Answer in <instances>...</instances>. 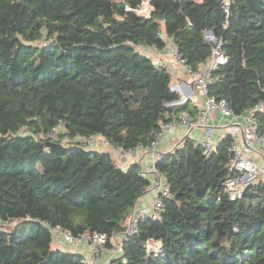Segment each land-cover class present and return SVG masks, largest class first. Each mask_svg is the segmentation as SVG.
<instances>
[{
    "label": "trees",
    "instance_id": "obj_1",
    "mask_svg": "<svg viewBox=\"0 0 264 264\" xmlns=\"http://www.w3.org/2000/svg\"><path fill=\"white\" fill-rule=\"evenodd\" d=\"M127 1L140 2L0 0V264H85L84 254L53 247L57 226L106 234L108 248L124 235L112 264H264V179L228 198L224 184L239 175L230 136L208 155L186 136L157 160L169 192L133 234L128 220L152 184L141 165L123 169L110 152L64 142L103 136L147 149L174 113H198L191 101L169 106L182 99L171 71L140 51H163L167 38L196 69L213 32L228 62L210 95L237 115L264 102V0H234L229 14L223 0H152L150 18L125 12ZM253 116L264 135V107ZM151 238L158 255L147 251Z\"/></svg>",
    "mask_w": 264,
    "mask_h": 264
},
{
    "label": "built area",
    "instance_id": "obj_2",
    "mask_svg": "<svg viewBox=\"0 0 264 264\" xmlns=\"http://www.w3.org/2000/svg\"><path fill=\"white\" fill-rule=\"evenodd\" d=\"M123 1V0H116ZM197 3H202L204 0H195ZM234 0H223L225 12L229 14L230 7ZM125 12L134 13L138 16H144L150 18L155 10L152 0H140L137 6L132 5L130 2L124 4ZM205 37L208 41L213 43V48L210 57L204 63H199L195 68H191L186 65L179 57L176 48L174 47V56L178 61L177 65L185 68L187 75L190 77L191 86L194 92L203 99L202 107L198 113L193 116L188 112L174 113L170 120L162 125V129L156 135V139L152 142L151 146L147 148V151L152 155L153 165L151 167L152 174L155 175V180L152 182V186L156 189V195L154 202L152 203L153 219H156L161 209L163 208L162 195L165 196L169 192L168 186L165 184L163 176L155 167V163L158 159L162 158L165 153L158 151V144L165 136L172 131L183 128L187 131L188 136L194 130H203L206 133L203 134L204 140H196L202 145L205 155L215 150L217 145H214L211 141V136L214 132V127L211 125L214 112H219L223 117L229 118L230 123L227 125L228 134L232 138V144L229 147V165L232 169L239 172V175L228 179L225 186V193L231 201H235L243 197L244 192L248 187L258 182L260 179H264V135L259 134L257 123L254 119V113L261 110L264 107V102H260L255 107L250 108L241 115L235 114L228 106L225 100H218L215 96L210 95L209 87L215 81L212 78V74L216 72L221 66H224L228 62V58L223 50V40L217 38L213 32L206 31ZM177 91H182L180 85H175ZM179 101H174L169 106H175ZM51 137L59 139V127L53 129L50 134ZM94 138V137H93ZM93 138H87L83 136H76L74 138L64 137V142L70 140L74 142H87L89 143ZM102 147L107 152L115 154L119 151L121 153H133V150L126 151L120 147L112 146L106 139L102 141ZM263 163L260 165V163ZM150 188V187H149ZM147 189V191L149 190ZM147 211H134L128 220L127 234H133L137 232V222L139 219H143L147 216ZM54 239H60V248L66 251H73L80 245H86L85 251V264H96L101 256L106 253L108 259L104 264H112L113 260L120 257L123 244L125 242V236L115 235L111 239L112 246L107 247L108 237L106 234L99 232H91L80 235H74L72 232L63 229L60 226L50 227ZM146 248L148 252H153L155 255L160 254L162 243L159 240L153 238L147 240ZM126 263V260H124Z\"/></svg>",
    "mask_w": 264,
    "mask_h": 264
},
{
    "label": "crops",
    "instance_id": "obj_3",
    "mask_svg": "<svg viewBox=\"0 0 264 264\" xmlns=\"http://www.w3.org/2000/svg\"><path fill=\"white\" fill-rule=\"evenodd\" d=\"M142 48H145L146 53H148V55H150V58L155 57L153 60L155 63L160 64V65H165L167 68L170 65L169 70L171 71V73L173 75V85L174 86L180 85V88L182 89V91L175 90L182 97V99L179 100V102L191 101L190 106L191 107H197L196 111L197 110L199 111L202 107L203 99L201 97H199L196 94V92H194V90L192 89L191 80H190V77L187 75V73L181 74L180 65H177V63L172 62L168 58V55L164 53L165 50L160 51V50H157L156 48L147 47V46H142ZM229 123H230L229 118L223 117L219 112L213 113L211 125L214 127V132H213L210 139L214 145H218V143L223 138L226 137V135L228 134L227 125ZM194 133H196V135ZM205 133L206 132L203 130H194L191 132L190 137L195 139V140H198V139L204 140L203 134H205ZM186 136H188L187 131L183 128L169 132L165 136V138L162 141H160V143L158 144V147H157L158 151L166 153V152L172 150L173 148L178 146ZM103 140H105V138L103 136H95L89 143H87L88 149L98 150L101 152H107L106 149H104L102 147V141ZM148 154H150V153L147 151V149L139 147V148L135 149L133 153H129V154L125 153L124 154V153H121V151H119L115 154H112V157L114 158L116 163L123 169H127L129 166H131L132 164H135V163L140 164L144 175L147 176V178H149L153 182L155 180V175L152 174V172L150 171L151 167L149 166L148 168H146V170H144L145 166L143 168V164H145L147 166L149 163L150 164L153 163L152 156L148 157ZM148 170L150 172H145ZM147 173L150 174L151 176L148 177L149 175H147ZM155 195H156V189H154V187L151 185L149 190L143 195V197L139 200V202L135 206L134 211L137 212V211L146 210L147 214H150V209H151L152 203L146 202L145 197L150 196L149 200H151V199L155 198ZM118 236H120V235H118ZM60 247H61L60 243H58V248H60ZM85 251H86V245L85 244L80 245L75 250V252L84 253V254H85ZM107 259H108V254L104 253L101 256V258L96 262V264H104Z\"/></svg>",
    "mask_w": 264,
    "mask_h": 264
},
{
    "label": "rangeland",
    "instance_id": "obj_4",
    "mask_svg": "<svg viewBox=\"0 0 264 264\" xmlns=\"http://www.w3.org/2000/svg\"><path fill=\"white\" fill-rule=\"evenodd\" d=\"M174 42H173V40L172 39H170V38H167V47L164 49L165 51H164V53L165 54H167L168 55V58L172 61V62H174V63H177L178 61L175 59V56H174ZM140 51L143 53V54H145V55H147V56H149L150 57V55H148V53H146V50H145V48H142V47H140ZM153 60H154V58L153 57H151ZM181 68V74H183V73H185L186 74V70H185V68L184 67H182V66H180ZM168 68H170V65H169V67ZM174 74V73H173ZM173 89H175V86L173 85ZM23 132L24 131H21V132H19L17 135L19 136V135H23ZM195 135H196V133H194ZM199 137V136H198ZM152 155L151 154H148V157H151ZM152 161H153V158H152ZM263 163L261 162L260 163V165H262ZM118 165V164H117ZM152 165H153V163H149L147 166L145 165V164H143V168H144V166H145V169L144 170H146V168H148L149 166L150 167H152ZM151 171V170H150ZM149 170L148 171H145V172H150ZM147 175H149L148 177H150L151 175L150 174H148L147 173ZM149 197L150 196H146L145 197V201L146 202H148V203H153L154 202V199H151V200H149ZM152 206V205H151ZM152 214V208L150 209V214H148V215H151ZM11 226H14L15 224H16V222L15 221H13V222H10L9 223ZM58 243H60V239L59 240H56V239H54V241H53V247L55 248V249H57L58 248ZM60 249H62L63 251H65V249H63V248H60Z\"/></svg>",
    "mask_w": 264,
    "mask_h": 264
}]
</instances>
